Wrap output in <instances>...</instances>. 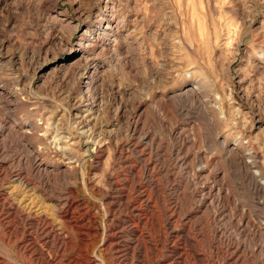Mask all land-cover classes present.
<instances>
[{
    "label": "rangeland",
    "instance_id": "obj_1",
    "mask_svg": "<svg viewBox=\"0 0 264 264\" xmlns=\"http://www.w3.org/2000/svg\"><path fill=\"white\" fill-rule=\"evenodd\" d=\"M189 88L195 91L185 96ZM29 124L49 126L46 140ZM13 125L29 137L9 139L0 184L17 169H52L59 157L44 148L66 147L65 156L80 159L76 200L87 202L86 213L98 212L104 197L87 185L104 186L106 170L125 171L115 148L148 136L155 143L142 159L124 154L140 178L147 161L159 185L151 188L156 222L140 244L151 248V233L170 215L171 239L188 264L195 252L207 262L196 264H226L231 254L230 264H264V195L243 165L252 161L251 172L264 179V0H0V137ZM234 145L244 157L231 153ZM206 160L210 169L200 172ZM57 180L62 198L70 195V179ZM206 182L213 195L222 187L215 214L203 213L192 196ZM106 221L99 214L89 253L112 263ZM0 245L3 264H32L11 243ZM150 252L146 261L130 257L161 264Z\"/></svg>",
    "mask_w": 264,
    "mask_h": 264
},
{
    "label": "bare ground",
    "instance_id": "obj_2",
    "mask_svg": "<svg viewBox=\"0 0 264 264\" xmlns=\"http://www.w3.org/2000/svg\"><path fill=\"white\" fill-rule=\"evenodd\" d=\"M194 91V88H189L184 91V95L189 96V94ZM140 115L133 121L132 129L134 132L139 125ZM37 125L29 124L27 125L28 127H24L29 128L31 132H43L40 140L41 142L45 141L48 137V134L45 131H49V126L44 127L42 124L41 126ZM21 130V127L13 125L8 127V130L6 131L7 134L3 132L1 133L0 163L3 164V167L7 160L5 155L8 153L9 139L11 140L14 138L22 141L24 137H29L28 133H21ZM182 138L183 137L178 134L175 139L181 140ZM70 140L64 141L60 139L58 141L60 143L64 141L65 144L66 142L70 143ZM154 143L155 140L153 138L150 139V137L146 136L141 141V144L124 143L120 148H115V160L120 161V164L122 165H127V169L122 171V168H120V170H118L119 172L117 171L116 173L106 170L103 174L105 182L104 186L97 185L94 188L93 186L87 185V191L89 193L93 188L104 197V199H102L103 210L98 209V212L93 211L91 214L85 212L86 208L84 205L87 202L78 204L76 200L79 197L77 173L80 159H75L73 156L70 157L69 155V157L65 156L66 147L52 148V145H47V148L44 149L47 152L52 150V153L59 157L56 159L54 156L55 161H52V164L54 165L52 169H48L46 167L47 165L44 166V169H41L40 166H34V162V165L32 164L34 167H31L26 171L17 169L10 172V174L8 173L11 179H9L10 182L0 184V242L11 243L22 253V255L27 256L29 260L32 261V264H127V261H130L128 262L129 264H134L130 256L135 257L137 255V258L145 260L144 257L148 255V250L151 251L150 258L155 262L162 261L161 264H188L186 255L182 252L183 250L177 247L178 245L175 240L171 239V237L174 236L173 234L176 233V228L174 226L176 222L173 224V217L170 215H166L162 218V221H160L159 224V231H156V234L152 235L151 233V248H148L146 243H143L142 245L140 244L144 235L147 233L149 234L148 227L152 226L153 222H156L157 217L155 218L154 215L155 212L152 200V196L154 195L151 196V188L152 190H156L159 188V185L154 182V174H152V170L149 169L147 161L145 165H143L144 177H142V179L134 175L136 170L133 161L124 154L125 151L128 150L131 155H134L136 159L140 160L144 155V147L149 146L150 148H153L152 146ZM69 145L76 146L77 144L70 143ZM76 147L78 149V146ZM44 149L42 148V150ZM33 151L34 156L38 157L41 155L39 153L40 148ZM231 153L244 157V155L240 154L238 146L236 145L232 147ZM176 157L178 158V160H176L177 163H180L181 160H179V158L181 159V157L178 153L176 154ZM211 162L212 161L206 160V162L203 163L202 161L199 171L205 173L208 172ZM252 164V161L243 164L245 166V172L247 176L252 179L251 186L253 190L258 194L264 195V179L259 177V173L251 172L250 166ZM196 177V174L195 176L188 175V178L186 177L188 185H195ZM66 178L71 181L70 188H67L70 195L62 198L61 194L57 191L58 187L55 188L53 184L57 179L60 180ZM143 180L149 181L148 187L150 189L148 191L144 189L147 185H144L145 183ZM219 187L217 195H213V190L212 188H208L207 182L203 184L201 188L199 187L197 189L195 187L192 196L198 198V209L202 210L203 213L208 210H212L213 212L214 205L222 194V187ZM59 191H61V189ZM157 191L158 190H156V192ZM164 209L166 208L164 207ZM102 213L107 217L106 222L108 225H106L105 228L106 233L109 234L108 240L110 241V244L105 248V252L112 254V257L114 258L112 263H108L98 254L96 258H92L89 253L91 241L96 237L99 230L97 218L99 214ZM212 217L213 220H215V215H212ZM213 222H211V224ZM201 223H203V221H201ZM115 224L119 229H122L121 232L113 231L115 229ZM182 232L185 234L184 231ZM212 233L216 236L217 229L213 230ZM119 234H121L120 237L118 236ZM123 234L126 235L125 238H128L127 240H121L124 238ZM178 237L175 236V239H178ZM142 253H144V255ZM229 253L231 254V252ZM194 255L193 264H196V261H205L203 257L201 259L200 254L197 252H195ZM123 257H126V259L123 260ZM224 259L225 258H223V261ZM233 259V254H231V257H228L225 260V263L230 264ZM222 263L223 262H221V264ZM0 264H3L1 259Z\"/></svg>",
    "mask_w": 264,
    "mask_h": 264
}]
</instances>
